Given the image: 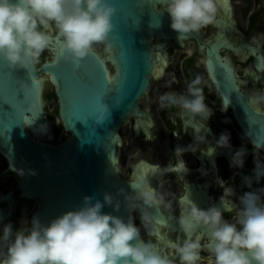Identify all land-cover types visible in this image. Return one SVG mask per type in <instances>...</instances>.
<instances>
[{
  "label": "clouds",
  "instance_id": "9594fccd",
  "mask_svg": "<svg viewBox=\"0 0 264 264\" xmlns=\"http://www.w3.org/2000/svg\"><path fill=\"white\" fill-rule=\"evenodd\" d=\"M164 5L170 28L179 37L198 34L218 20L217 0H164ZM115 14L111 0H0V60L17 71L29 72L49 48L53 28L63 52L77 61L90 54L99 59V45L110 56ZM175 83L173 76L167 86ZM203 84V78L195 75L185 92L161 94L159 108L179 109L192 117L209 116ZM250 103L257 110L264 108V91L253 93ZM38 131L46 133V125ZM230 140L228 132L216 140L199 134L187 147L177 145L174 156L186 175L184 154L199 151L211 156L217 149L232 152ZM201 144L207 147L200 149ZM245 155L244 148L232 152L230 167L243 169ZM254 163L253 176L245 178L250 189L253 181L259 184L264 179V158L256 155ZM162 171L174 173L175 167L169 164ZM221 187L219 205L207 209L200 208L190 196L180 199L177 223L182 235L170 241V253L155 242L161 233L155 213L172 208L169 193L162 185L145 181L133 189L135 195H126L123 190L118 193L124 196L130 213L127 221L103 211L106 205L117 212L121 207L119 200L104 193L102 201L85 197L81 207L47 224L37 217L25 220L15 230L12 223L4 224L0 228V264H175L177 260L179 264H201L203 253H207L208 264H264V188L245 192L237 202L232 187ZM225 212H234V218L226 219ZM136 213L141 218L140 227L135 223ZM145 234L151 239L145 240Z\"/></svg>",
  "mask_w": 264,
  "mask_h": 264
},
{
  "label": "water",
  "instance_id": "95a60500",
  "mask_svg": "<svg viewBox=\"0 0 264 264\" xmlns=\"http://www.w3.org/2000/svg\"><path fill=\"white\" fill-rule=\"evenodd\" d=\"M158 1L111 0L116 8L110 34L114 47L109 59L116 71L113 76L100 56L98 59L90 54L79 61L68 56L62 50L61 39L53 33L47 49L49 57L29 72L17 71L0 60V101L9 104L0 103L5 111V120L0 119V153L13 172L23 173L16 185L17 193L37 202L33 217L42 223L78 209L85 197L102 201L104 193L119 200L121 207L117 212L106 205L103 211L128 220L124 196L118 193L123 190L126 195H135L137 185L119 174L118 132L132 115L145 116L138 102L151 86L155 67L151 43L154 38L175 42L193 38L201 43L199 33L179 37L170 28L168 14L157 10ZM224 44L226 37L206 45L208 71L225 106L233 109L254 145L264 150V113L242 93L233 67L220 55ZM257 52V66L264 68L261 51ZM75 66H79L76 74ZM48 87L58 101L55 119H50L45 110L44 92ZM104 88L108 89L102 99L106 113L100 99ZM11 107L17 111L14 119L8 120ZM39 124L46 125L47 132L61 125L66 136L51 144L45 140V133L33 131V126ZM5 200L7 206L0 218L11 209V196Z\"/></svg>",
  "mask_w": 264,
  "mask_h": 264
},
{
  "label": "flooded vegetation",
  "instance_id": "af4514ba",
  "mask_svg": "<svg viewBox=\"0 0 264 264\" xmlns=\"http://www.w3.org/2000/svg\"><path fill=\"white\" fill-rule=\"evenodd\" d=\"M217 4L219 7L217 23L199 33L201 43L193 38L183 39L181 42L154 38L151 47L155 67L151 75V86L138 102V108L145 116L132 115L118 132L120 138L118 159L120 166L124 168L121 170L124 175L120 176L135 185L145 181H150L157 187L162 185V190L169 193L167 199L171 201L172 208L170 210L161 208L155 213L161 224V233L155 242L165 253L171 252L170 241L182 235L177 219L178 204L184 196H190L200 208L207 209L212 205H219L220 197L223 195L221 184L234 189L236 193L234 200L237 202V198L245 192L264 188V179L259 184L253 181L252 189L245 183L246 177L253 176L256 155L264 158V150L254 145L233 109L225 106L208 71L206 56L208 43L213 44L226 37L227 42L221 48L220 55L233 67L242 93L250 99L253 93L264 91V69L259 70L255 66L256 58L260 57L257 51H261V60L264 61V0H217ZM157 10L164 13V0L157 2ZM52 30L50 33L57 34L54 28ZM103 48V45H99L97 51L105 61L110 76H113L116 73L115 66ZM251 48L257 51L253 52ZM44 53L46 57L42 62L49 57L48 50ZM197 74L204 81L209 116L192 117L179 109L159 108L158 97L161 94L185 92L187 83ZM173 76L177 83L169 88L167 84ZM52 97L56 101L54 111L58 114V101L54 91ZM261 112L264 113V108H261ZM52 128L59 129L58 136L55 141L51 140V136H46L45 140L55 144L58 137L66 134L61 125ZM225 132L231 135L232 152L241 148L246 149L243 169L230 167L232 152L217 149L211 156L199 151L184 154L182 159L188 170L185 175L174 156L176 146L187 147L199 134L206 133L209 140H216ZM34 139L38 140L35 137ZM199 147L205 149L207 146L201 144ZM169 164L175 167V171L164 174L162 168ZM20 178L21 175L10 169L8 160L0 153V212L7 206L6 197L12 198L10 211L0 219V228L10 222L14 230L19 229L25 220L33 218L38 209L35 200L17 193L16 185ZM134 215L136 225H141L139 213ZM234 215V212H225L226 219L232 220ZM144 239L146 240L145 236ZM202 255L204 259L201 264H208L207 253ZM175 264H179V261L177 260Z\"/></svg>",
  "mask_w": 264,
  "mask_h": 264
},
{
  "label": "rangeland",
  "instance_id": "374dc122",
  "mask_svg": "<svg viewBox=\"0 0 264 264\" xmlns=\"http://www.w3.org/2000/svg\"><path fill=\"white\" fill-rule=\"evenodd\" d=\"M53 32V30H51ZM97 50H99V46H97ZM46 57V54L43 53L41 58H40V62H42ZM239 71V74H240V69L238 70ZM53 95V91L50 90V87L48 88H45V92H44V100H45V104H46V114L47 116L50 118V119H55L58 117V114L56 111H54V102L56 103V101H54V98L52 97ZM58 132H59V129H55V128H52L50 129V131H48L47 133H45L46 136H51V140L52 141H55V138L58 136ZM49 138V137H48ZM117 167H118V170H119V173L121 176L124 175L123 171L121 170H124L123 167L120 166L119 164V159H118V163H117ZM141 225H138V227H140ZM145 238L146 240L150 239L146 234H145Z\"/></svg>",
  "mask_w": 264,
  "mask_h": 264
},
{
  "label": "snow or ice",
  "instance_id": "6c2138e0",
  "mask_svg": "<svg viewBox=\"0 0 264 264\" xmlns=\"http://www.w3.org/2000/svg\"><path fill=\"white\" fill-rule=\"evenodd\" d=\"M79 70V66H75L73 68V71L74 73L76 74V71ZM85 74L87 75V72L85 71ZM78 77V76H77ZM79 79V77H78ZM107 79V78H106ZM108 92V89L107 88H104L101 93H100V99H101V103H102V99L103 97L105 96V94ZM0 103L4 104V105H9V104H5L3 101H0ZM102 107L105 111V113L107 112V109H106V106L102 103ZM12 111H7L9 113V116L7 117L8 120H12L14 119V114L15 112L17 111V108L16 107H11ZM0 119H4L5 120V111L3 110L2 107H0ZM76 121H83V120H80V119H76Z\"/></svg>",
  "mask_w": 264,
  "mask_h": 264
},
{
  "label": "bare ground",
  "instance_id": "6f19581e",
  "mask_svg": "<svg viewBox=\"0 0 264 264\" xmlns=\"http://www.w3.org/2000/svg\"><path fill=\"white\" fill-rule=\"evenodd\" d=\"M226 42H227V38H226ZM255 66L259 69V70H261V69H264V68H261V67H259V66H257V61L255 62ZM40 125V124H39ZM37 125H34L33 126V131L35 132V133H38V132H40V131H38V129L40 128V126L38 127H36ZM40 133H42V132H40Z\"/></svg>",
  "mask_w": 264,
  "mask_h": 264
}]
</instances>
